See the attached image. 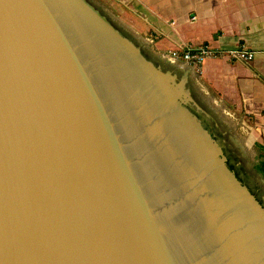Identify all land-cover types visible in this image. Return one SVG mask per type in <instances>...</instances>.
Masks as SVG:
<instances>
[{"label":"water","instance_id":"95a60500","mask_svg":"<svg viewBox=\"0 0 264 264\" xmlns=\"http://www.w3.org/2000/svg\"><path fill=\"white\" fill-rule=\"evenodd\" d=\"M0 264H264L262 184L89 0H0Z\"/></svg>","mask_w":264,"mask_h":264},{"label":"crops","instance_id":"0c3cea01","mask_svg":"<svg viewBox=\"0 0 264 264\" xmlns=\"http://www.w3.org/2000/svg\"><path fill=\"white\" fill-rule=\"evenodd\" d=\"M116 16L146 36L157 53L183 43L217 50L243 47L248 60L205 56L198 72L184 65L203 91L248 118L254 142L264 146V0H111Z\"/></svg>","mask_w":264,"mask_h":264},{"label":"rangeland","instance_id":"374dc122","mask_svg":"<svg viewBox=\"0 0 264 264\" xmlns=\"http://www.w3.org/2000/svg\"><path fill=\"white\" fill-rule=\"evenodd\" d=\"M95 7L106 16L125 34L131 37L139 45L145 48L153 56L159 59L167 67L173 70L190 87L192 92L216 122L218 127L242 157L244 162L259 180L264 188V175L256 168L255 164L260 158L258 156L260 149L254 144V136L251 135L248 118L239 109L218 100L211 94L203 91L201 85L189 74L183 64L171 62L162 58L152 46L151 41L146 36L135 34L125 23L120 20L114 11L111 0H89Z\"/></svg>","mask_w":264,"mask_h":264},{"label":"built area","instance_id":"2783aa9c","mask_svg":"<svg viewBox=\"0 0 264 264\" xmlns=\"http://www.w3.org/2000/svg\"><path fill=\"white\" fill-rule=\"evenodd\" d=\"M219 53L226 54L230 59L248 60L251 58L252 50L243 47H234L226 50H217L206 44H188L183 43L179 46L170 48L159 53L162 58L171 62H177L188 66L193 72H198L200 63L205 56L217 55Z\"/></svg>","mask_w":264,"mask_h":264},{"label":"trees","instance_id":"16d2710c","mask_svg":"<svg viewBox=\"0 0 264 264\" xmlns=\"http://www.w3.org/2000/svg\"><path fill=\"white\" fill-rule=\"evenodd\" d=\"M254 144L260 149L258 156L260 157L256 162V168L264 175V146L254 142Z\"/></svg>","mask_w":264,"mask_h":264}]
</instances>
